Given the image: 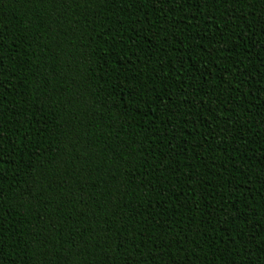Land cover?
I'll list each match as a JSON object with an SVG mask.
<instances>
[{
	"label": "trees",
	"instance_id": "trees-1",
	"mask_svg": "<svg viewBox=\"0 0 264 264\" xmlns=\"http://www.w3.org/2000/svg\"><path fill=\"white\" fill-rule=\"evenodd\" d=\"M0 264H264V0H0Z\"/></svg>",
	"mask_w": 264,
	"mask_h": 264
}]
</instances>
